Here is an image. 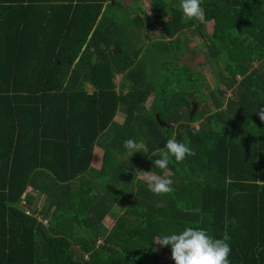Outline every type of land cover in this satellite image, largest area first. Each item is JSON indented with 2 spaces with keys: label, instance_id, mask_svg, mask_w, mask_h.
Here are the masks:
<instances>
[{
  "label": "trees",
  "instance_id": "trees-1",
  "mask_svg": "<svg viewBox=\"0 0 264 264\" xmlns=\"http://www.w3.org/2000/svg\"><path fill=\"white\" fill-rule=\"evenodd\" d=\"M147 2L150 22L141 0H0V264H160L155 241L188 227L226 238L230 264H264V0H202L203 23L182 22L179 0ZM184 32L211 88L179 60ZM199 95L212 111L192 126ZM173 135L195 155L155 168ZM129 138L143 144L130 157Z\"/></svg>",
  "mask_w": 264,
  "mask_h": 264
},
{
  "label": "clouds",
  "instance_id": "clouds-1",
  "mask_svg": "<svg viewBox=\"0 0 264 264\" xmlns=\"http://www.w3.org/2000/svg\"><path fill=\"white\" fill-rule=\"evenodd\" d=\"M201 2L202 0H179L182 22L190 20L204 22L205 13L201 7ZM256 116L261 122H264V107L258 109ZM123 147L128 151L130 157L133 153L139 152L143 144L129 138L123 142ZM94 149L99 148L95 147ZM156 154L154 153V155ZM158 154L160 158L153 161L154 167L165 170L170 163V158H174L175 162L179 163L186 156L195 155V152L187 144L178 142L173 135L158 151ZM139 178L146 183L147 189L155 195L168 194L173 190L171 187L173 181L170 178L161 177L151 171H140ZM260 183L264 186V181H260ZM155 243L161 247L170 246L171 259L174 264H230L228 257L231 248L226 242V238L214 239L200 228L188 227L179 234L160 237Z\"/></svg>",
  "mask_w": 264,
  "mask_h": 264
},
{
  "label": "rangeland",
  "instance_id": "rangeland-1",
  "mask_svg": "<svg viewBox=\"0 0 264 264\" xmlns=\"http://www.w3.org/2000/svg\"><path fill=\"white\" fill-rule=\"evenodd\" d=\"M148 2L147 0H141V5H140V11L137 12L140 16H142V12H144V20H147L148 22L152 21L151 15L149 14L148 11ZM116 12V11H113ZM119 13H117L116 15H118ZM207 27V31L210 32V26L211 23H207L206 25ZM147 37L149 39H158L160 36L159 34H157V26L156 24L153 25V30L149 31L147 33ZM183 38H187L189 45L188 47L190 48L191 52L189 54V56H185L183 59L179 58L180 61L185 62L187 65L190 66V68H192V71L198 72L200 74H202L205 78L206 81V86L207 87H212L214 80H213V75H212V71L210 69V67H208V65H206L205 63H202V55L203 54V48L202 45L200 43V41L198 40V38L196 36H194L193 33H188V32H184L182 34L179 35V39H183ZM181 64V63H180ZM119 80V76L116 77V83ZM82 84L85 85V89L87 88V90H90V88L88 87V84L85 83V81H82ZM203 89V88H202ZM203 95L206 94V91L203 90L202 91ZM149 101V100H148ZM148 101L146 102L145 106H148ZM172 101L174 102V104L176 105L175 109H169L164 113V120L167 121L168 123H173V121L178 119V114L180 112H182V105L181 102L178 101L176 98H173ZM194 101H195V105H194V110L192 113H189V115L187 116V121L189 124H191L192 126H196L198 124V122L201 121V119L208 113H210L212 111L211 107L209 106V102L206 99V101L204 100L203 97H201L200 95L198 97H194ZM115 121L117 123L121 122V116L117 115L115 117ZM93 159L91 161V167L94 169H98L99 168V162L97 163V161L99 160V156L98 153H95L94 156H92ZM138 177H140V174L138 175ZM43 199H39V201L35 204L37 209L40 208L41 203H42ZM119 204V202H118ZM117 204V206H115V211L113 213V215L115 217H105L102 220V224L105 228H107V230L112 226L114 220L116 219V217L122 212V208H119V205ZM38 221H43V219L41 218H37ZM102 241V240H101ZM114 244L113 243H108V247L109 248H113ZM154 249L156 250L158 257H159V262L160 264H169L170 262V255L168 253H166V251L163 249V251L160 252L161 246L154 243ZM164 248V247H163Z\"/></svg>",
  "mask_w": 264,
  "mask_h": 264
},
{
  "label": "built area",
  "instance_id": "built-area-1",
  "mask_svg": "<svg viewBox=\"0 0 264 264\" xmlns=\"http://www.w3.org/2000/svg\"><path fill=\"white\" fill-rule=\"evenodd\" d=\"M29 188H27V190H26V192H29ZM23 197H24V195H22L21 197H20V201H21V203H23ZM25 213L26 214H28V212L27 211H25ZM43 224H45V221L43 220V221H41ZM101 243V240L100 239H97L96 240V242H95V245H98V244H100Z\"/></svg>",
  "mask_w": 264,
  "mask_h": 264
},
{
  "label": "crops",
  "instance_id": "crops-1",
  "mask_svg": "<svg viewBox=\"0 0 264 264\" xmlns=\"http://www.w3.org/2000/svg\"><path fill=\"white\" fill-rule=\"evenodd\" d=\"M95 153H98V156H99V160L97 161V163H98L100 161V159H101L102 151L100 149H94L93 150V156H94ZM92 159H93V157H92Z\"/></svg>",
  "mask_w": 264,
  "mask_h": 264
},
{
  "label": "water",
  "instance_id": "water-1",
  "mask_svg": "<svg viewBox=\"0 0 264 264\" xmlns=\"http://www.w3.org/2000/svg\"><path fill=\"white\" fill-rule=\"evenodd\" d=\"M193 110H194V106H192L190 113H192V112H193Z\"/></svg>",
  "mask_w": 264,
  "mask_h": 264
},
{
  "label": "bare ground",
  "instance_id": "bare-ground-1",
  "mask_svg": "<svg viewBox=\"0 0 264 264\" xmlns=\"http://www.w3.org/2000/svg\"><path fill=\"white\" fill-rule=\"evenodd\" d=\"M13 58V57H12Z\"/></svg>",
  "mask_w": 264,
  "mask_h": 264
}]
</instances>
